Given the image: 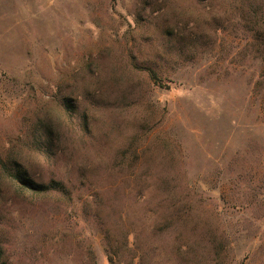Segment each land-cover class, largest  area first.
I'll use <instances>...</instances> for the list:
<instances>
[{"label":"rangeland","instance_id":"1","mask_svg":"<svg viewBox=\"0 0 264 264\" xmlns=\"http://www.w3.org/2000/svg\"><path fill=\"white\" fill-rule=\"evenodd\" d=\"M0 264H264V0H0Z\"/></svg>","mask_w":264,"mask_h":264},{"label":"trees","instance_id":"2","mask_svg":"<svg viewBox=\"0 0 264 264\" xmlns=\"http://www.w3.org/2000/svg\"><path fill=\"white\" fill-rule=\"evenodd\" d=\"M153 79H157L154 74H152ZM15 177L18 182H20L24 187L30 190H40L43 186L36 184L33 182L30 178L26 177L25 172L23 171H17L15 173Z\"/></svg>","mask_w":264,"mask_h":264}]
</instances>
